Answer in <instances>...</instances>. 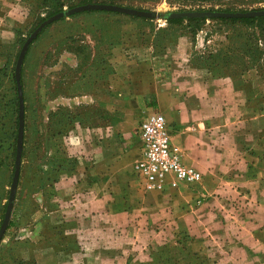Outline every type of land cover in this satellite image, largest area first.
<instances>
[{
	"label": "rangeland",
	"instance_id": "obj_1",
	"mask_svg": "<svg viewBox=\"0 0 264 264\" xmlns=\"http://www.w3.org/2000/svg\"><path fill=\"white\" fill-rule=\"evenodd\" d=\"M49 3L0 0V264H130L135 256L131 252L124 260L123 253L131 248L177 241L202 248L204 264H264V196L257 199L237 186L236 192H218L227 205L213 209L206 201L201 205L211 198L202 194L203 174L182 193L179 187L146 193L134 171L139 125L149 113L162 112V100L155 96L161 89L179 87L181 94L209 82L232 92L236 107L244 100L255 107L247 116L264 113V29L224 20L264 16V0L127 2L150 11L146 20L98 12L70 16L75 8L64 6L20 48L14 69L22 76L23 96L18 95L17 107L14 55L19 39ZM200 18L205 20L197 30L187 20ZM115 116L132 125L128 147L113 135ZM240 126L241 137L261 136L264 117ZM99 128H108V134L101 137ZM127 149L123 160L133 204L126 222L103 207L68 201L72 185L67 181L84 177L76 165L83 154L98 150L107 160ZM215 215L219 222H213ZM224 248L232 250L235 261L217 252Z\"/></svg>",
	"mask_w": 264,
	"mask_h": 264
},
{
	"label": "crops",
	"instance_id": "obj_2",
	"mask_svg": "<svg viewBox=\"0 0 264 264\" xmlns=\"http://www.w3.org/2000/svg\"><path fill=\"white\" fill-rule=\"evenodd\" d=\"M173 67L176 74H179V63H173ZM177 78L179 79V77ZM169 88L172 87L168 86L167 89L157 91L155 96L156 99L162 100L160 108L170 125L172 142L181 147L184 163L197 168L201 175H204V180L206 179V182L202 183V188L206 194L204 191L202 194H210L211 198L201 200V205L206 206L208 204L213 209L214 206L227 205L226 199H219L217 193L223 192V195H226L233 191L236 192L238 190L237 186L240 187L241 192L245 190L244 192L258 197L257 199L263 197L264 133L261 136L255 133L247 138L246 136L237 135V132L241 130L242 121L264 117V113L256 114L253 117L247 116L249 110L255 107L248 104L249 102L246 100L241 102L239 106L237 103L236 107V104L232 101V92H229L225 87L224 89H218L209 82L202 85H190L187 87L188 91L181 94L176 91L179 87ZM233 107L237 109H233ZM111 126L114 132L113 135L119 140V144L128 147L127 142H130V138H132V125L123 117L115 116ZM107 129H100L101 137L102 134H108ZM247 139L252 142L248 147H245L243 145L247 142ZM97 151H87L83 154L84 156H81V160L76 162V165L80 166L79 168L82 170L84 177L79 183L77 179L74 180L75 177L69 178L67 182H70L72 189L68 194V201L77 199L78 202L74 204L97 206L96 210L103 207L102 209H105L104 211L108 215L116 217L120 222H126L129 217V208L133 204L131 203L128 187L127 178L129 176L125 175L127 169L123 160L128 149L124 150L125 152L115 153V156L110 154L107 158V160H110L108 162H105L107 160L104 159L103 152L99 153V156L96 153ZM103 170L110 174V178L113 177V179L120 182H111L110 178H104L101 173ZM123 180L125 181L124 184L122 183ZM109 181L111 184L108 183ZM223 182H229L231 186H223ZM235 184L236 187H232ZM189 185L192 184L180 183L179 193H182L183 188ZM84 191L85 194L93 195V197L84 196ZM106 195L111 197L109 201L104 199ZM260 205L264 206V201L260 202ZM195 216L197 215H191L193 225H195L194 222L197 223L196 220H199ZM217 216H214L213 222L220 221L216 219ZM205 249L206 252L213 250L207 247ZM137 250L131 248L130 252L128 250L123 253V259L125 260L132 252L135 257L130 264H140L142 262L147 264H187L184 261L179 262V251L186 254H192L193 252L199 254L203 251L202 248L174 245L158 248L152 245ZM217 252H222L224 260H236L231 255V249H218ZM245 252L251 253L247 248H245ZM157 255L163 257H156ZM46 256L48 260L49 255ZM235 262L241 264L237 260ZM215 264H219V262Z\"/></svg>",
	"mask_w": 264,
	"mask_h": 264
},
{
	"label": "built area",
	"instance_id": "obj_3",
	"mask_svg": "<svg viewBox=\"0 0 264 264\" xmlns=\"http://www.w3.org/2000/svg\"><path fill=\"white\" fill-rule=\"evenodd\" d=\"M140 156L134 171L146 193L176 189L200 181V171L183 161L181 147L172 142L170 125L161 111L149 113L138 129Z\"/></svg>",
	"mask_w": 264,
	"mask_h": 264
},
{
	"label": "trees",
	"instance_id": "obj_4",
	"mask_svg": "<svg viewBox=\"0 0 264 264\" xmlns=\"http://www.w3.org/2000/svg\"><path fill=\"white\" fill-rule=\"evenodd\" d=\"M49 1L50 3L46 5V11L45 15L42 17H39L38 20L30 27L27 33H25L24 36H22L19 39V44L18 48L15 52L14 55V61L13 65L11 68V77H12V82L13 86L15 89V105L18 107V95L23 96V82H22V76H18L17 73H15L14 65L15 62L18 58L20 48L25 41L27 35L31 33L42 21H47V18L50 16H53L54 14L63 11V7L66 6L68 9L70 8H81L78 10H75L73 14L70 16L77 15L79 13H88V12H98V13H108V14H124V15H129L136 17L138 19H143L146 20L149 17L150 11H145L146 9L143 8H137L133 7V5H129L127 2L132 3V2H154L157 0H43V2ZM85 7V8H82ZM148 10V9H147ZM188 21L194 22V27L195 29H199L200 23L204 22L205 18H200V19H187ZM224 20H229V21H241L246 24H253L257 23V26H259L260 29H264V16L260 17H253V16H248V17H241V18H228ZM183 21V19H179V22ZM41 34V32L34 38L30 44H32L38 36ZM23 68L21 67V72ZM18 123V121H16ZM174 246H181V247H192L188 245H179V241L176 242V245ZM165 247V246H161ZM156 257L162 258L163 256L157 255ZM202 256L201 254H197L196 252H193L192 254H186V253H181L179 251V262L184 261L187 264H204L201 263ZM155 262V261H154ZM159 262V261H158ZM140 264H147V263H140Z\"/></svg>",
	"mask_w": 264,
	"mask_h": 264
},
{
	"label": "water",
	"instance_id": "obj_5",
	"mask_svg": "<svg viewBox=\"0 0 264 264\" xmlns=\"http://www.w3.org/2000/svg\"><path fill=\"white\" fill-rule=\"evenodd\" d=\"M82 8H85V7H82ZM78 9H81V8H76L75 10H78ZM148 15H151V13H149Z\"/></svg>",
	"mask_w": 264,
	"mask_h": 264
}]
</instances>
